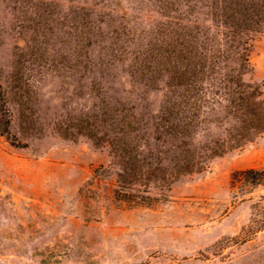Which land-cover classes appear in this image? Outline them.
<instances>
[{
    "label": "rangeland",
    "instance_id": "rangeland-1",
    "mask_svg": "<svg viewBox=\"0 0 264 264\" xmlns=\"http://www.w3.org/2000/svg\"><path fill=\"white\" fill-rule=\"evenodd\" d=\"M247 2L244 79L264 100V0ZM226 16L219 0H0V264H264V133L147 193L118 186L105 142L107 107L152 135L173 33Z\"/></svg>",
    "mask_w": 264,
    "mask_h": 264
},
{
    "label": "trees",
    "instance_id": "trees-1",
    "mask_svg": "<svg viewBox=\"0 0 264 264\" xmlns=\"http://www.w3.org/2000/svg\"><path fill=\"white\" fill-rule=\"evenodd\" d=\"M219 1L229 14L225 28L211 32L182 25L173 31L166 104L155 115L152 135L147 123L128 108L121 115L112 107L105 109V142L120 166V188L141 185L147 193L150 184L169 186L264 133L261 88L244 79L248 41L259 32L260 21L248 14V0ZM8 124L0 120L1 134H8ZM92 128L89 135L95 134L96 126ZM249 172L255 171L244 174ZM134 197L123 193L126 201Z\"/></svg>",
    "mask_w": 264,
    "mask_h": 264
}]
</instances>
